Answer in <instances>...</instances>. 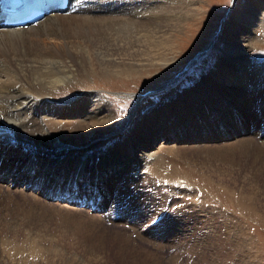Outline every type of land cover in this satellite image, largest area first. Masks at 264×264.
<instances>
[{"label":"rangeland","instance_id":"rangeland-1","mask_svg":"<svg viewBox=\"0 0 264 264\" xmlns=\"http://www.w3.org/2000/svg\"><path fill=\"white\" fill-rule=\"evenodd\" d=\"M188 5L197 7L200 17L187 22L180 28L181 31L174 28L167 35V39L174 38L178 45V49L174 52L175 56L167 57V59L175 57V61L170 65L158 60L153 62L146 56L148 47L145 45L144 33L136 28L137 25L129 29L121 22L71 20L68 24H64V32L61 33V38L65 40L54 38L52 41H47L48 43L56 40L59 41L58 43H67V41L80 43L87 50L83 54L79 52L80 61L76 67L81 70V67L88 69L91 66L95 72L89 76L80 72L69 86L58 91L56 98L61 100L59 102L61 109L67 111L66 107L73 106L85 95L91 94L95 100L102 99L106 105L108 104L105 108L99 106L102 108L99 116L109 117L115 122L113 133L99 134L102 137L94 140L92 146L71 153L75 162L73 167L72 165L66 168L60 167L51 174V180L58 172L64 171L63 173L66 174L67 179L62 177L60 188L64 189L65 182L72 179L76 168L82 166L83 169L87 164L88 167L89 165L94 167L95 163L105 162L111 159L115 150L125 149V153H131L132 158H126L125 153L121 155L123 166H120L118 173H113L111 176L110 183L114 184L109 192L111 193L113 186H116L119 180L121 183L124 177L122 172L127 170L129 173L133 171V167L138 172L132 173L140 175L144 169L137 167L138 163L134 158L136 160L137 155H141L146 148L141 144L134 152L128 144L129 139H135V135L139 134L138 130L145 125L146 120L160 115L212 76L222 58L232 55V50L227 48L230 39L240 33L238 27L242 30L244 28L250 30L248 36L251 37L252 48L245 53L244 62L247 66L243 68L249 72L252 69L256 71L257 75H250L254 76L251 81L252 92L249 91L256 97L253 107L257 105L264 110V91L259 92V86L263 84L260 78L264 77V0H238L237 4H234V0H188ZM248 5L258 8L259 12L255 16L258 17L257 22H253L254 15L244 12L248 9ZM27 32L29 33V30ZM205 49L209 50L200 55ZM23 50L25 51V48ZM100 51L102 54L97 55ZM102 57H106L107 60ZM88 58L92 59L89 61L92 63H89V66ZM110 63L117 64L121 73L119 74L118 71L113 73L114 66L109 67ZM103 68L108 70L106 75L107 71H103ZM130 68H133L134 72L129 73ZM260 72L262 75H259ZM220 98L233 110L234 123L239 129L238 107L234 108L235 103L222 96ZM205 100L204 97L200 98L195 106L200 108ZM136 106L138 110L133 118L134 121L126 125L127 117ZM214 107H217L216 103ZM93 111L90 110L89 117L85 121L79 116H69L68 111L66 115L51 116V120L43 124V129L54 135V132H73L77 126L88 128L89 123L93 122L97 115V112L95 114ZM254 112L260 113V109ZM262 113L264 114V111ZM217 117L221 119V116L217 115ZM249 121L252 122L253 127L256 126L253 130H250ZM249 121L245 129L240 126L241 132L230 137L226 135L223 140L191 138L185 140L182 137L176 140L173 135L168 140L163 134L156 136L151 142L156 166L153 167V171L152 169L143 171L149 174V178L154 182L151 180L147 188L145 184L143 190L142 184L139 185L141 189L135 185V189L132 186L131 190L135 195L137 189L142 190V193L139 191L137 193L143 195L145 199L153 196L146 201L149 204L148 210L157 211L144 218L137 227L131 228L130 224H126V220H120L115 215L109 218L105 214L109 211V207L106 206L110 204L107 199L97 205L104 208L94 212L89 210L91 208L80 210L74 205L65 207V203L48 199L49 205L41 204L36 208L37 218H35L37 215L30 216L21 230L16 228L13 233L8 234V237L16 235L17 239L23 241L22 237L25 234L28 237L30 233L28 238L31 239L32 244H28L27 247L29 249L33 246L39 249L41 255L28 258L27 264H264V118L258 120L257 117L255 121ZM165 127L166 125L163 129ZM220 128L222 131L223 128L221 126ZM255 129H258V135L255 134ZM187 130L193 134L190 127L186 128V126L183 127L182 133L187 134ZM222 133L225 135L224 131ZM202 134L205 135L203 127ZM173 150L178 155L169 152ZM92 167L87 170L88 178L81 180L82 185L96 174L99 178L102 175L97 168L92 169ZM37 173H32L28 179L27 175H21V178L25 176L26 183L20 184L17 188L12 184L11 194L14 195L16 189L18 191L23 189L29 197H32V193L40 194L41 190H35L37 183L34 177ZM78 173L79 170L76 171V176ZM142 177L141 174L140 180ZM4 178L5 181L0 182L2 188L8 187L7 185L15 180L6 173ZM51 180L43 182L44 189L54 187L49 185ZM143 181L145 180H142L144 184ZM102 187L97 186L98 190L94 191L97 193L96 198L104 195ZM149 188L152 193H147ZM123 189L127 190L126 186ZM123 189L117 190L119 192ZM4 192L7 195L9 191ZM91 195L95 194L88 192V196ZM118 195H121V192ZM132 196L128 195V198ZM196 197L204 201L202 204L204 209L214 210V216L206 215L202 221L190 216L192 214L189 212H193L194 208L193 203H197ZM134 201L138 203L137 199ZM130 202L136 205L135 202ZM34 204L30 201V205ZM30 205H26L28 212ZM138 206H144L143 211H145L147 204ZM163 213L168 215L167 218ZM24 216L27 217L26 214ZM182 217H191L186 223L193 227L194 231L178 232L172 244L169 241L159 243L153 236L154 232L158 233V230L163 228V224L172 226L174 222L183 223ZM159 219L160 222L155 228L150 229L152 226L149 223L153 224L152 221ZM1 224L0 236L5 233V227ZM145 225L147 229L140 231ZM153 237L155 241H152ZM181 238L185 239L187 244L181 245Z\"/></svg>","mask_w":264,"mask_h":264},{"label":"bare ground","instance_id":"bare-ground-1","mask_svg":"<svg viewBox=\"0 0 264 264\" xmlns=\"http://www.w3.org/2000/svg\"><path fill=\"white\" fill-rule=\"evenodd\" d=\"M175 1H177V3ZM77 2L82 3L78 6L77 11L72 14L53 12L44 16L36 24L22 28H6L0 26V182L5 181L4 173H6L7 176L10 175V177L15 178L14 181L7 185L8 187H0V198L2 199H0V223L5 227V233L0 236V264H27L28 258L37 256V254L41 255L39 249H35L33 246L28 249V244H32L31 239L28 238L30 233L28 237L24 233L25 236L22 237L23 241L17 239L16 235L8 237V234L10 235V233H13L16 228L17 230H21V227L29 220L30 216L37 215L35 217L37 218L38 211L36 208L41 204L47 205L48 199L54 202L57 201L58 203H65L64 206L67 207L69 204L66 203V201L68 202V200L74 198V202H77L76 199H80L81 203L85 201L88 202L87 200L84 201L79 198L82 192L90 191L93 194V191L96 189L98 190L97 186L99 188L103 186L102 191L105 192L104 195L101 193L102 195L99 196V198H96L97 193H95V195L93 194L94 196L91 195L94 199L88 209L91 208L89 210L92 212L94 208L93 204L96 205L95 208H104V206L97 207V205H100L103 200L107 199V202H110L107 206L109 207V211L106 213L108 217H112V214L116 215V211H118L120 220H126V224H130L132 226L131 228L137 227V225L143 222L142 220H144V218L149 217L152 213H156L157 210H148L149 204L146 202L152 199L151 197L153 196L145 199L143 195L140 196V194L137 193L138 191L142 193L145 184L146 188L149 187L151 180L154 182L152 178H149V174H145L143 171H148L150 169L153 171V167L156 166L155 154L152 152L151 143L156 136L163 134L165 139L168 140L171 139L172 135L176 137V140L179 137L185 140L190 138L194 140H223L226 135L230 137L235 133L241 132L240 126L241 128L243 126L245 129L246 123L249 120L255 121L257 117L258 120L264 118V114L262 113L264 110L259 106L257 107V105L255 108L253 107L256 101V97L251 93V81L254 75H250H257V73L253 69L249 72L247 69L243 68V66H247L244 62L245 53L252 48L251 37L248 36L250 30L249 28H244L242 30L238 27L240 33L234 35L230 39L227 48V50H232V55L230 57L226 55L222 58V61L218 63V66L213 71L212 76L201 85H198L196 89L186 94L182 99H179L177 103L171 105L164 112H161L160 115L146 120L147 122H145V125L138 130L139 134L135 135V139H129L128 144L134 152L141 144L146 148L141 155H137L136 160L134 158V161L138 163L137 165L135 162L137 167L139 166L141 170L144 169L143 171L140 170V175L139 173L138 175L132 173L133 171L138 172L135 170L136 168L133 167V171L129 172L131 174H129L127 170L122 172V174L124 173V177L121 183H119L120 180L117 184L115 183L116 186H113V192L111 190L110 193L109 189L114 184L112 182L110 183L111 176L113 173H118L119 169L123 166L121 164L123 162L121 155L125 153V149L115 150V154L119 153L112 155L111 159L98 164L95 163L94 167L89 165L92 169H98L102 174L100 178L96 174L91 180H86L85 185H82L83 183H81V180L88 178L87 170L89 167L87 164L83 169L82 166L76 168L72 179L65 182L66 186L64 189L60 188L62 177L67 179L66 174L63 173L64 171L61 173L58 172L56 177H53L54 179L52 180L50 178L51 174H54L55 170L60 167L66 168L71 165L73 167L75 162H73V155L71 153L83 150L89 145L92 146L94 140L102 137L99 134H105L106 132H109L107 134L113 133L114 131H112V128L115 122L109 117L103 116V118L99 116L102 109L99 106L105 108L108 104L106 105V102L102 99L95 100L94 97H92L93 95L87 94L76 104L69 108L66 107V109H68L69 116H79L82 117L84 121L89 117L90 110H94L93 113L95 114L97 112V115H95V117L93 116L95 118L93 122L89 123L87 126L88 128L77 126L73 132H54V135L49 134L48 131H44L43 124H45L51 116H62L63 114H67V111H64L60 107L61 104L59 102L61 100L56 98L58 96V91L69 86L80 72L86 76L95 73L94 69L89 66L92 64L89 62L92 59L89 60V58L88 66L90 69L81 67V70H78L76 67V64L80 61L78 57L79 52L83 54V52L87 50L84 49L80 43H72L69 41H67V43H58L59 41L57 40L48 43L47 41H52L54 38L63 40L64 38H61V33L64 32V24H68L71 20L80 22L94 20H101L102 22L109 23L121 22L129 29L137 25L136 28L138 27L137 29L144 33L143 38L146 41L145 45L148 47L146 56L149 57L150 60L152 59L151 61L153 62L158 60L165 65H170L171 62L175 61V57L171 59H167V57L168 55L175 56L174 52L178 49V45L175 43L174 38L171 37L167 39V35L174 28L175 30L180 29L190 20L200 17L198 16L199 9L188 5V0H78ZM237 3L238 0H234V4ZM247 7L248 9H245L244 12L254 15V20H252L253 22H257L258 17L255 18V16H257L256 14L259 12L258 8L249 5ZM104 15L107 17H101ZM130 19L132 21H129ZM26 29L27 31L29 30V33ZM137 31L136 33H138ZM244 33H247V35ZM24 48L25 51L23 50ZM208 50L209 49H205L200 55L206 53ZM101 52L102 51L99 53L97 52V55L102 54ZM102 58L106 59V57ZM111 66H114L113 73H117V71L119 74L121 73L119 72V66L117 64L109 65V67ZM102 70L105 72L107 71L105 75L108 73L106 68ZM128 72H134L133 68H130ZM260 74L261 72L259 75ZM260 79H262L261 82H263V84L259 86V92L264 91V77ZM221 96L228 99L231 103H235L236 105L234 108L238 107L240 111V120L237 123L239 129L236 128L237 125L235 126L234 123L232 115L233 110L226 105V103L221 101ZM203 97L206 98V102L202 103L200 108L196 107L195 104L197 105L199 99H203ZM215 103L217 107H214ZM205 107L207 108L205 109ZM257 109H260V113L257 112ZM137 110L138 106L131 110L126 119V125L134 121L133 118ZM217 115L221 116V119H219ZM240 122L242 125H239ZM249 122L250 130H253L256 126L253 127L251 125L252 122ZM165 125V129H163ZM184 126H186V128L190 127L193 134H190L188 130L186 131L187 134L182 133ZM220 126L223 128L222 131ZM202 127L204 128L205 135L202 134ZM223 131L225 135L222 133ZM257 132L258 129H255V134L258 135L259 133ZM16 145L18 146L16 147ZM169 152H175V154H177L174 150ZM125 155L127 156H125L126 158H132L131 153L126 152ZM78 170L79 173L76 176V171ZM32 173H37V176H33L34 181L36 180L37 183L35 190H41V193H38V195L32 193V197H29L23 189L19 191L16 189L14 191L15 193L12 191L14 193V195H12L10 190L12 184L17 188L20 184L26 183L25 176L21 178V175H27L28 179ZM128 174L129 177H127ZM141 174L143 177L140 180ZM58 176L60 177L58 178ZM57 178L58 180H56ZM96 178L98 181H96ZM49 179L51 180L49 185L54 187H47L44 189L43 182ZM142 180H145L143 181L144 184ZM140 184H142V187L139 186ZM123 185L126 186L127 190L123 189ZM135 185H137L139 189L142 188V190H136V195L133 190H131L132 186L133 189H135ZM74 186H77V188H74ZM118 188L123 190L118 192ZM4 189L9 191L7 195ZM71 189H73V191H71ZM147 190V193H152L150 188ZM59 191L64 193H60ZM58 192L59 194L55 196ZM120 192L121 195H118ZM144 192L146 193V191ZM128 195L133 196L130 197V199ZM29 198L32 200H29ZM134 199H137L138 203L134 201ZM195 200H197V203H193V212H189L192 214L190 215L191 217L202 221L203 218H206V215L214 216V210H206L203 208V200L200 201L198 197H196ZM30 201L35 203L34 205L36 206L30 205ZM130 201L135 202L136 205H133ZM145 203L147 207L146 210L143 211L144 206L138 205H143ZM112 204L113 206H111ZM26 205H30L29 212ZM75 205L78 206L77 204ZM80 210H82V208H80ZM24 214H26L28 218L25 217ZM165 214L166 213H163V215ZM167 216L166 214L165 218H167ZM186 217H182L183 223L174 222L172 226L170 224H163L164 229L158 230V233L154 232L155 235L153 236L157 238L159 243L168 241L170 244L174 243V238L179 233L194 231L193 227L186 223V220L191 217ZM152 228H155V226H152L150 229ZM155 238L152 241H155ZM180 244H187L186 240L181 238Z\"/></svg>","mask_w":264,"mask_h":264}]
</instances>
